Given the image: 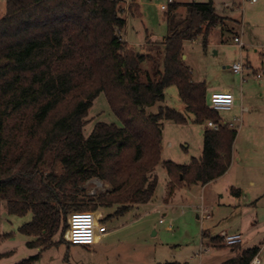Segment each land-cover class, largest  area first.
<instances>
[{"label": "trees", "instance_id": "16d2710c", "mask_svg": "<svg viewBox=\"0 0 264 264\" xmlns=\"http://www.w3.org/2000/svg\"><path fill=\"white\" fill-rule=\"evenodd\" d=\"M185 5V16L177 13L179 3L169 5L167 35L152 42L156 49L140 51L122 37L126 11L140 14L124 0H6L0 19V209L6 201L11 214L32 213L19 227L35 237L29 246L51 247L59 230L64 239L71 211L114 208L105 223L148 203L159 165L170 177L168 198L175 180L205 185L229 169L237 129L228 125L206 129L202 154L189 163L162 158L166 121L221 120L208 106L205 82L194 80L183 56L187 41L201 37L206 48L227 18L213 0ZM147 60L153 67L142 79ZM171 85L184 112L165 103ZM102 93L122 125L99 121L86 136L89 109ZM93 177L111 188L88 202L79 199L81 183ZM232 193L240 196L241 190ZM8 236L0 225V259L8 254L1 251ZM258 251L241 250L229 263L249 264ZM37 257L14 264H33Z\"/></svg>", "mask_w": 264, "mask_h": 264}, {"label": "rangeland", "instance_id": "374dc122", "mask_svg": "<svg viewBox=\"0 0 264 264\" xmlns=\"http://www.w3.org/2000/svg\"><path fill=\"white\" fill-rule=\"evenodd\" d=\"M175 1L180 4L178 15L185 16L186 3L209 0ZM137 2L140 14L126 11L124 17L127 23L122 37L132 43L128 45L143 50L142 45L148 34L158 43L167 35V10H162L161 5L168 4V1ZM213 2L217 12L227 19L224 24L213 29L206 48L201 37L195 41H187L184 56L187 57L186 63L191 67L195 81H208L218 91H232L237 97H241L243 90L247 88L253 93L252 112L249 115L243 113L242 123L237 128L240 132L235 140L234 150L239 160L233 162L228 175L204 186H191L183 179L175 180L174 197L171 196L165 202L168 175L166 169L159 165L158 185L153 198L122 215L108 218L105 221L108 231L100 241L97 240V245H72L67 241V233L61 239L59 230L53 238L57 243L51 247L29 246L28 242L35 240V237L22 234L19 227L32 219V213L11 214L6 201H2L1 231L10 233V236L3 239L1 250L8 248L11 252L0 259V264H14L36 255L38 257L33 264H230L232 246L224 243L223 233H240L243 237L242 250L262 248L260 259L261 264H264V84L254 79L243 82L241 76L231 69L236 62L255 67L261 64L264 54V0L254 3L250 0ZM5 14L6 0H0V19ZM236 35L241 38L244 47L235 43ZM145 47L150 50L156 49L157 45ZM152 67L153 61L147 60L142 64V79L145 78V71L152 70ZM262 93L263 96L260 95ZM165 94L166 104L178 111H185L175 85L167 87ZM150 110L152 109H148ZM221 114L227 115L226 117L231 115L228 112ZM86 120V136L99 121L122 125L103 93L94 100ZM203 139V124L166 121L162 158L189 163L192 157L201 156ZM79 188V199L88 202L98 194L107 192L111 186L93 177L81 183ZM232 188L241 189V195L232 193ZM204 207L209 217H203ZM113 210L111 208L99 212L107 216ZM203 231L219 238L211 244L208 237H203ZM239 246L240 244L235 247Z\"/></svg>", "mask_w": 264, "mask_h": 264}, {"label": "built area", "instance_id": "2783aa9c", "mask_svg": "<svg viewBox=\"0 0 264 264\" xmlns=\"http://www.w3.org/2000/svg\"><path fill=\"white\" fill-rule=\"evenodd\" d=\"M168 4H162L161 9L166 11L170 4L174 0H167ZM257 0H250L251 3ZM235 43L240 47H244V43L239 36L234 37ZM234 73L241 76L242 80L247 71L253 70L254 78L264 84V55L259 67L253 68L250 64H244L242 62H236L231 66ZM235 103V96L232 92H213L208 99V106L216 111H228L231 110ZM242 123L241 117H235L231 123L215 122L208 120L206 122V129L219 130L223 126H230L237 129ZM207 209L204 207L203 217H209L206 214ZM104 215L102 212L85 211V212H72L68 218L69 228L67 231V241L72 245H93L98 239L104 236L108 228L105 223L102 222ZM162 221V220H161ZM223 241L228 246H234L239 244L243 237L240 233L227 234L223 233ZM249 264H261L259 253H257Z\"/></svg>", "mask_w": 264, "mask_h": 264}, {"label": "crops", "instance_id": "0c3cea01", "mask_svg": "<svg viewBox=\"0 0 264 264\" xmlns=\"http://www.w3.org/2000/svg\"><path fill=\"white\" fill-rule=\"evenodd\" d=\"M258 1V0H257ZM174 2H176L175 0H174ZM124 4L126 5V6H128V5H136V6H138L139 8H140V5H139V3L137 2V0H130V1H128V0H124ZM230 19V18H229ZM123 34V33H122ZM236 36H238V35H236ZM165 37V36H164ZM164 37H163V39H164ZM210 38V37H209ZM126 40V39H125ZM127 41V40H126ZM193 41H195V40H193ZM128 42V41H127ZM151 42V43H150ZM152 42H157V41H154L153 40V38H152V35L150 34H148L147 35V37H146V41H145V44L144 45H142L143 47H144V49L143 50H140V51H145V50H148V47H145V46H151V44H152ZM160 42V41H159ZM129 43V42H128ZM158 43V42H157ZM129 44H131L132 45V43H129ZM159 44V43H158ZM203 44V43H202ZM208 44H209V42H208ZM134 46V45H133ZM160 46V45H159ZM264 55V54H263ZM262 55V56H263ZM186 56H184V59H185V61H186ZM257 67H259V66H257ZM257 67H255V66H253V68H257ZM191 68V67H190ZM192 70V69H191ZM192 74H193V71H192ZM250 79H254V80H256L255 78H254V73H253V70H250L249 72H247L245 75H244V79L242 80V78H241V80L243 81V82H246V81H250ZM257 81V80H256ZM205 84H206V88H207V94H208V97L210 96V94H212L213 92H232V91H218V89H216L215 87H213V86H211V84L208 82V81H205ZM251 91L250 90H248V88L244 91L243 90V92H242V94H241V97H237L236 95H234L235 96V103H234V106H233V108L231 109V110H228V111H219L220 112V115H221V120H220V122H222V123H231V122H233V120H234V118L235 117H241L242 115H243V113H246L245 115H249L251 112H252V108H253V106H254V103H253V101H252V98H253V96H252V94L250 93ZM261 96H263V93L262 94H260ZM255 98H256V96H254ZM184 103V102H183ZM258 105V104H257ZM259 106V105H258ZM184 110H185V104H184ZM221 112H228V113H230L231 115L229 116V117H226L227 115H222L221 114ZM204 125V131L206 130V124L204 123L203 124ZM239 132H240V129L239 130H237V136H236V139H237V137H238V135H239ZM235 139V140H236ZM234 145H235V141H234ZM234 145H233V159H232V163H231V165L233 164V162L234 161H238L239 160V158L236 156L237 154L235 153V150H234ZM231 165H230V167H231ZM230 167H229V169L226 171V173H224L222 176H220V177H218L217 179H215V180H213V181H211V182H209V183H207V185L208 184H210V183H212V182H216V181H218V180H220V179H222V178H224V177H226L227 175H228V173L230 172ZM166 172H167V175H168V179H167V184H168V182L170 181V177H169V174H168V171L166 170ZM206 185V184H205ZM192 186V185H191ZM202 186H204V185H202ZM179 188H185V187H179ZM186 188H190V187H186ZM178 189V188H177ZM241 190V189H240ZM175 191H176V189L173 191V194H172V196L174 197V194H175ZM240 195H241V193H240ZM172 197V198H173ZM171 198V197H170ZM170 198H168V196H167V194H166V198H165V202H166V199H167V201L168 200H170ZM172 200V199H171ZM167 203H170V202H167ZM206 234V235H205ZM202 235H203V237H208L209 238V241L211 242V244H212V241H213V238L214 237H216V236H214V235H210V233L208 232V231H206V232H202ZM105 236V235H104ZM103 237V236H102ZM102 237L100 238V239H98L99 241L102 239ZM240 244V246L238 247V248H234V247H232V251H233V256L231 257V259H233V258H235L236 256H237V254L239 253V251H241L242 250V248H241V242L239 243ZM93 245H97V241H96V243L95 244H93ZM219 248H221V247H219ZM244 250V249H243ZM261 250H262V248H259V251H258V253H259V255H260V252H261ZM1 251H3V252H11V249H2Z\"/></svg>", "mask_w": 264, "mask_h": 264}, {"label": "water", "instance_id": "95a60500", "mask_svg": "<svg viewBox=\"0 0 264 264\" xmlns=\"http://www.w3.org/2000/svg\"><path fill=\"white\" fill-rule=\"evenodd\" d=\"M183 58H184V56H183Z\"/></svg>", "mask_w": 264, "mask_h": 264}]
</instances>
